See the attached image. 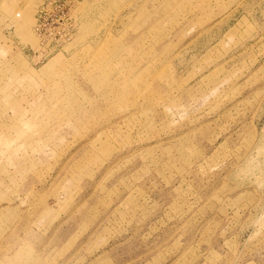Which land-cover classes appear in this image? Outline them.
<instances>
[{"label": "rangeland", "instance_id": "374dc122", "mask_svg": "<svg viewBox=\"0 0 264 264\" xmlns=\"http://www.w3.org/2000/svg\"><path fill=\"white\" fill-rule=\"evenodd\" d=\"M0 264H264V0H0Z\"/></svg>", "mask_w": 264, "mask_h": 264}]
</instances>
